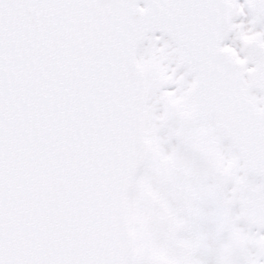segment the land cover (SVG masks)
Returning a JSON list of instances; mask_svg holds the SVG:
<instances>
[{
	"label": "snow or ice",
	"instance_id": "snow-or-ice-1",
	"mask_svg": "<svg viewBox=\"0 0 264 264\" xmlns=\"http://www.w3.org/2000/svg\"><path fill=\"white\" fill-rule=\"evenodd\" d=\"M0 264H264V0H0Z\"/></svg>",
	"mask_w": 264,
	"mask_h": 264
}]
</instances>
